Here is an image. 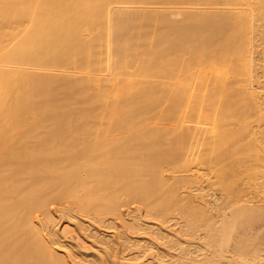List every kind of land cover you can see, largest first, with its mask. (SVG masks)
<instances>
[{
	"label": "bare ground",
	"instance_id": "1",
	"mask_svg": "<svg viewBox=\"0 0 264 264\" xmlns=\"http://www.w3.org/2000/svg\"><path fill=\"white\" fill-rule=\"evenodd\" d=\"M0 9V264H264V0Z\"/></svg>",
	"mask_w": 264,
	"mask_h": 264
},
{
	"label": "rangeland",
	"instance_id": "2",
	"mask_svg": "<svg viewBox=\"0 0 264 264\" xmlns=\"http://www.w3.org/2000/svg\"><path fill=\"white\" fill-rule=\"evenodd\" d=\"M10 13L11 12H10L9 9L3 10V11H1V9H0V25L1 24H8L9 25L10 23H12L11 18H9V19L7 18L8 17L7 15L10 14ZM5 51H4V49L0 50V54H3ZM248 138H249L248 135L245 132H243V131L242 132H240V131L236 132V133H234L233 135L230 136V139L232 141L239 142L241 144L240 146L242 147V151L240 153V160L238 162H239V164H243V167L250 166V165L254 164V162L256 160H258V159H260V161H264V141L260 142V141L256 140V142H253L251 145L248 146L247 145V139ZM226 143H228V142L226 141ZM232 158L233 159H231V160L236 159V157L234 158V156H232ZM238 158L239 157H237V160H238ZM231 163H232V161H231ZM238 166L240 168V165H238ZM253 166H255V165H253ZM243 167L240 168L241 172H243L242 171ZM239 168L238 167L236 168V172L239 171L237 176L241 175ZM257 168H259V166H256L255 169H257ZM260 169H263V168L261 167ZM260 169H258V170H260ZM187 185L188 184H186L184 186H187ZM262 221L264 222V220H262ZM61 223H63V224H61ZM66 224H67L66 222L59 221V224L55 226V229L56 230L60 229V231H61L63 226L66 225ZM146 224L147 225H152V223H146ZM70 226L72 227L73 225H70ZM261 229H262L263 232H260V233H264V230H263L262 227H261ZM261 229H260V231H261ZM100 231L103 232V233H108V232L109 233H114V235H116L118 230H115V229H112V228H108V229L99 230V232ZM82 234L84 235L83 232H81V235ZM129 236L131 237L130 240H133V241H137V240H140V239L141 240H143V239L146 240L148 238V235L145 234L144 236H141L140 233L129 234ZM84 240L87 242V244H92V245H89L90 247L87 246L88 248H91V247L92 248L89 251L88 250H81V254L85 255L84 258L87 257V256H88V258L90 257L89 259H85V260H89V261H92V259L93 260H97L100 257V255H101L102 249H104L103 247H105V246H103L100 243H97L95 240L92 241V239L91 240L90 239H87V240L84 239ZM116 241H117V243L119 242V240H116ZM260 241L261 240H256V241H253V243H256V242L260 243L258 245L259 246L258 248L262 252V253L260 252L261 253L260 255L263 257L264 256V254H263V251H264V249H263L264 248V239H262L261 242ZM90 242H92V243H90ZM261 247H263V248H261ZM85 252H86V254H85ZM133 254H134V257H133ZM139 255L140 254H137L135 249H134V251H132V250H125L123 252L120 251V253H118L117 257L109 258V262L111 260L112 263L108 262V264H147L150 258H148V257L146 258V256L145 257L142 256V258H140L141 256L139 257ZM130 257L133 258V259H131ZM245 264H247V263H245Z\"/></svg>",
	"mask_w": 264,
	"mask_h": 264
}]
</instances>
